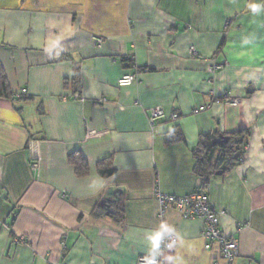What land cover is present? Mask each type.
Masks as SVG:
<instances>
[{
	"label": "crops",
	"instance_id": "crops-1",
	"mask_svg": "<svg viewBox=\"0 0 264 264\" xmlns=\"http://www.w3.org/2000/svg\"><path fill=\"white\" fill-rule=\"evenodd\" d=\"M0 70V264H264V0H0ZM241 129L243 153L227 167L213 152L202 185L199 137ZM194 190L237 240L232 262L201 219L160 213L155 191Z\"/></svg>",
	"mask_w": 264,
	"mask_h": 264
},
{
	"label": "built area",
	"instance_id": "built-area-1",
	"mask_svg": "<svg viewBox=\"0 0 264 264\" xmlns=\"http://www.w3.org/2000/svg\"><path fill=\"white\" fill-rule=\"evenodd\" d=\"M230 23V20H226L225 26ZM96 44L100 46L102 44V37H94ZM190 53L195 54V50L190 48ZM221 64H214L213 68H220ZM136 80V71H130L123 74L118 79V85H129ZM19 94L24 95L25 90L22 89ZM74 98H79L78 93L73 94ZM224 103L235 106L238 104V99L228 92L224 93L222 97ZM205 106H198L195 110H204ZM166 117L164 109L161 107H155L150 115L149 121L154 124L156 121ZM171 120L177 118V114L170 113L168 116ZM156 198L160 204V213L169 207H174L179 210L182 217L185 219L199 218L203 221L202 237L208 242L205 244V249L211 247L210 242L218 244L220 258L225 263H230L238 254V243L234 237H227L221 233L218 227V212L208 203L207 196L200 190H194L186 195L177 197L155 191ZM159 249L168 250L172 248L177 242V236L171 233L162 232L159 239ZM15 242L18 240L15 239ZM137 264H160V260L157 257H139Z\"/></svg>",
	"mask_w": 264,
	"mask_h": 264
},
{
	"label": "trees",
	"instance_id": "trees-1",
	"mask_svg": "<svg viewBox=\"0 0 264 264\" xmlns=\"http://www.w3.org/2000/svg\"><path fill=\"white\" fill-rule=\"evenodd\" d=\"M0 95L8 97V91L6 89V84L4 81V76L0 70ZM223 137H227V140L224 141ZM248 137V130L241 129L229 134H214L209 133L201 135L198 139L196 147L192 151L195 163L193 166L194 173L201 179L202 185L207 184L208 177L211 174V163L212 154L215 151H218L216 162L221 163L225 162L228 166L233 165L240 155L244 151V145L246 144V139ZM182 135L180 132H174L170 135L169 140H182ZM102 166V174L110 175L114 172V168L111 166L110 162L104 161ZM102 165V164H101ZM77 167H81V164H78ZM217 168V167H216ZM102 208L100 205L95 206L92 211L93 216H99L102 213ZM123 198L121 197L117 205L114 206V213L110 214L111 216H116L117 218L123 217Z\"/></svg>",
	"mask_w": 264,
	"mask_h": 264
},
{
	"label": "water",
	"instance_id": "water-1",
	"mask_svg": "<svg viewBox=\"0 0 264 264\" xmlns=\"http://www.w3.org/2000/svg\"><path fill=\"white\" fill-rule=\"evenodd\" d=\"M223 140L226 141L227 140V137H223ZM221 173V172H220ZM100 205H103V206H108V204H106V202L104 200H102L100 202ZM112 211V210H111Z\"/></svg>",
	"mask_w": 264,
	"mask_h": 264
},
{
	"label": "clouds",
	"instance_id": "clouds-1",
	"mask_svg": "<svg viewBox=\"0 0 264 264\" xmlns=\"http://www.w3.org/2000/svg\"><path fill=\"white\" fill-rule=\"evenodd\" d=\"M252 8H253V10L255 11V10L258 9V6H257V5H252Z\"/></svg>",
	"mask_w": 264,
	"mask_h": 264
}]
</instances>
